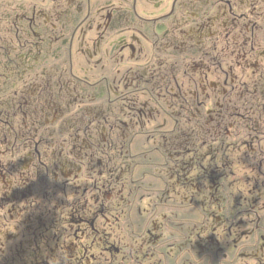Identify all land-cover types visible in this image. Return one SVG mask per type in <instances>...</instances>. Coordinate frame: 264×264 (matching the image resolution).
I'll return each instance as SVG.
<instances>
[{"label": "flooded vegetation", "instance_id": "obj_1", "mask_svg": "<svg viewBox=\"0 0 264 264\" xmlns=\"http://www.w3.org/2000/svg\"><path fill=\"white\" fill-rule=\"evenodd\" d=\"M0 264H264V0H0Z\"/></svg>", "mask_w": 264, "mask_h": 264}]
</instances>
